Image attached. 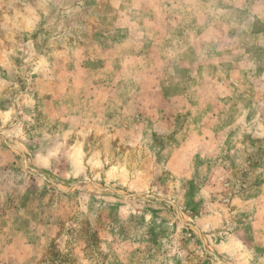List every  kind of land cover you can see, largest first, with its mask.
I'll return each mask as SVG.
<instances>
[{
    "label": "rangeland",
    "instance_id": "1",
    "mask_svg": "<svg viewBox=\"0 0 264 264\" xmlns=\"http://www.w3.org/2000/svg\"><path fill=\"white\" fill-rule=\"evenodd\" d=\"M0 264H264V0H0Z\"/></svg>",
    "mask_w": 264,
    "mask_h": 264
},
{
    "label": "crops",
    "instance_id": "2",
    "mask_svg": "<svg viewBox=\"0 0 264 264\" xmlns=\"http://www.w3.org/2000/svg\"><path fill=\"white\" fill-rule=\"evenodd\" d=\"M66 51H70V49L68 48ZM45 65L46 66L48 65V67H49L48 63H45ZM86 66H87V64H86ZM106 66L109 68V63L106 64ZM48 69H51V68H48ZM54 81H55L54 76H52V78H51V77H48L47 75H45L43 78H41L40 79V83H41L40 92L44 95L47 94L46 96H54L56 94V90H57V83H56V81L55 82ZM76 85H77V83L75 84V86ZM45 86H46V88H45ZM71 87H72V85H71ZM86 99H87L86 101H90L91 96L87 97Z\"/></svg>",
    "mask_w": 264,
    "mask_h": 264
}]
</instances>
